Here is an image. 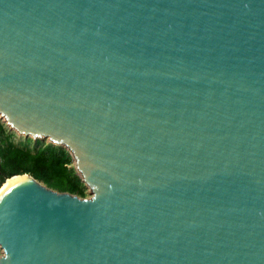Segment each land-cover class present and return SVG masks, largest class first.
I'll return each instance as SVG.
<instances>
[{"label": "water", "instance_id": "obj_1", "mask_svg": "<svg viewBox=\"0 0 264 264\" xmlns=\"http://www.w3.org/2000/svg\"><path fill=\"white\" fill-rule=\"evenodd\" d=\"M0 117L93 192L23 174L0 264H264V0H0Z\"/></svg>", "mask_w": 264, "mask_h": 264}, {"label": "trees", "instance_id": "obj_2", "mask_svg": "<svg viewBox=\"0 0 264 264\" xmlns=\"http://www.w3.org/2000/svg\"><path fill=\"white\" fill-rule=\"evenodd\" d=\"M25 173L58 191L87 195V186L65 146L37 140L33 147H21L0 124V186L8 177Z\"/></svg>", "mask_w": 264, "mask_h": 264}, {"label": "rangeland", "instance_id": "obj_3", "mask_svg": "<svg viewBox=\"0 0 264 264\" xmlns=\"http://www.w3.org/2000/svg\"><path fill=\"white\" fill-rule=\"evenodd\" d=\"M0 124L3 125L5 133L7 135H10L11 140L21 147H25L27 145L29 147H33L37 140H40L42 143H52L51 140L47 137L34 138L32 136H26L25 134L18 132L16 129H14L6 122L4 117H0ZM74 166H75V160H74ZM86 194L87 195L85 196V198H90L93 196V192L88 186L86 189ZM3 254H4L3 249L0 247V256H2Z\"/></svg>", "mask_w": 264, "mask_h": 264}, {"label": "bare ground", "instance_id": "obj_4", "mask_svg": "<svg viewBox=\"0 0 264 264\" xmlns=\"http://www.w3.org/2000/svg\"><path fill=\"white\" fill-rule=\"evenodd\" d=\"M27 175L18 174L8 177L0 186V196L8 189L10 188L14 183H16L18 180L22 179Z\"/></svg>", "mask_w": 264, "mask_h": 264}]
</instances>
